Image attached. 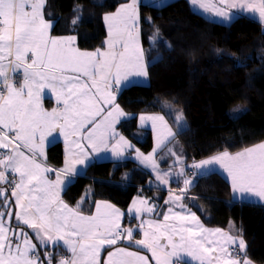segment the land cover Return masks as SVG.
I'll return each instance as SVG.
<instances>
[{"label": "snow or ice", "instance_id": "6c2138e0", "mask_svg": "<svg viewBox=\"0 0 264 264\" xmlns=\"http://www.w3.org/2000/svg\"><path fill=\"white\" fill-rule=\"evenodd\" d=\"M46 2L0 0V150H4L0 151V184L10 185L14 198L10 199L7 189L0 187L3 200L0 264H53V253L45 251L41 258L37 243L46 249L60 246L61 242L71 256H61L56 264H102L101 251L106 246H113V250L107 253L103 264H152L147 255L117 246L124 240L150 252L155 264H173V258L179 264L184 255L198 264H253L247 258L242 234L233 236L220 228H206L183 200L194 178L214 174L213 168L218 166L230 178L237 200L256 198L264 202V142L235 153L225 149L206 159H193L190 165H185V158L169 148L173 165L180 167L160 169L154 158L157 149L177 136L163 115L139 117L141 125L150 121L157 133L156 147L147 155L115 128L128 113L115 102L112 82L128 85L133 83L130 78L148 77V62L140 42V0L120 4L116 11L104 15L108 27L107 50L98 48L92 52L73 47L75 36L50 35L52 21L45 19ZM190 2L227 21H232L238 13H247L264 24V0ZM74 11L77 15L71 22L75 25L83 5H77ZM146 19L152 23L151 17ZM159 36L160 29L156 27L150 40L154 43ZM163 43L171 47L167 41ZM162 60L160 57L157 62ZM240 63L237 61L238 66ZM21 70L22 82L17 86L13 77ZM45 88L56 94L62 104L60 109L49 112L43 108L41 92ZM164 106L170 112L173 109L169 102H164ZM174 123L178 130H187L181 109L175 110ZM57 130L64 133L66 140L72 137V147L59 170L37 160L43 156L46 137ZM82 141L90 145V151ZM129 149L139 164L155 173L159 184L168 186L172 177L182 183L179 192L167 187L165 200L166 205H178L181 211L174 212L169 207L163 221L141 219L135 226L122 227L124 213L107 201L95 202L94 213L87 215L81 210L87 193L75 208L61 199L62 187L66 182L71 184L79 174L77 165L86 167V161L91 163V155L104 151H110L116 159H124ZM49 172H55V180L48 179ZM156 207L139 198L133 200L128 212L140 217L154 213ZM25 228L32 231L35 243ZM134 233L142 238L135 239ZM235 248L239 251L233 255Z\"/></svg>", "mask_w": 264, "mask_h": 264}, {"label": "trees", "instance_id": "16d2710c", "mask_svg": "<svg viewBox=\"0 0 264 264\" xmlns=\"http://www.w3.org/2000/svg\"><path fill=\"white\" fill-rule=\"evenodd\" d=\"M129 1L47 0L45 14L55 22L53 34L77 36L82 50H95L106 45L104 15ZM77 5H83V11L74 25L71 21L77 15ZM139 11L151 82L125 89L119 97L120 105L135 115L165 112L173 123L175 110L181 109L188 127L178 130L180 146L175 152L185 158V164L263 141V24L243 14H237L231 23L211 20L193 9L188 0L141 4ZM156 27L160 36L153 43L150 37ZM160 57L163 60L158 63ZM237 61L241 62L239 66ZM164 102L173 106L171 112ZM119 129L136 148L145 152L153 149L151 132L141 133L136 117L124 120ZM64 157L62 142L49 148L53 165L61 166ZM161 158L163 166L173 165L174 157L169 152H163ZM152 180L153 173L132 159L95 162L67 188L65 198L76 206L87 193L83 204L89 213L100 200L127 210L137 196L151 198L156 192L158 202L163 204L167 192L151 188ZM195 180L184 203L207 227L242 234L247 257L264 264V206L234 202L231 185L218 173Z\"/></svg>", "mask_w": 264, "mask_h": 264}, {"label": "crops", "instance_id": "0c3cea01", "mask_svg": "<svg viewBox=\"0 0 264 264\" xmlns=\"http://www.w3.org/2000/svg\"><path fill=\"white\" fill-rule=\"evenodd\" d=\"M163 1H165V0H147V1H145V0H140V5L141 4H146V3H160V2H163ZM212 1H214V2H216L215 0H212ZM130 2V1H129ZM128 2V3H129ZM189 2H190V0H189ZM218 2V1H217ZM46 5H47V2H46ZM193 7V6H192ZM45 9H46V6H45V8H44V12H45ZM193 9H196V10H200V9H197V8H193ZM200 12H202L201 10H200ZM202 14H204L203 12H202ZM238 14H243V15H246V16H250V17H252L253 19H255V20H257V21H259V19L257 18V17H255V16H252V15H250V14H247V13H238ZM205 15V14H204ZM206 16V15H205ZM206 17H208V16H206ZM209 19H211V20H215V21H218V22H223V21H219V20H217V19H214V18H211V17H208ZM45 19H47L46 18V14H45ZM260 22V21H259ZM54 26H55V22H53L52 21V28L50 29V35H52V36H57V35H55V34H53V29H54ZM263 26H264V24H263ZM139 27H140V22H139ZM68 36H74V35H68ZM76 37V41H75V43H74V45H73V47H76V48H79V44H78V38H77V36H75ZM107 39H108V37H107ZM106 39V40H107ZM140 42H141V45H142V47H143V49H144V58H145V61L147 62V56H146V51H145V48H144V45H143V41H142V31H141V29H140ZM80 49V48H79ZM102 51H104V50H107V48H106V45H105V47L104 48H100ZM82 51H84V50H82ZM148 77H149V73H148ZM147 77V78H148ZM147 78H142L143 80H146ZM13 80H14V82L17 84V86H19V84L22 82V70L20 71V72H18L17 74H15V76L13 77ZM113 83V82H112ZM41 104H42V106H43V108L45 109V110H47V111H49V112H51L52 111V109H54V108H57V109H60L61 107H62V104L61 103H59L58 101H57V98H56V94L54 93V92H52L51 91V89H47V88H45L42 92H41ZM124 120H126V119H124ZM123 120V121H124ZM121 122H118L117 124H116V126H115V128H116V131L118 132V133H120V134H122L124 137H126L122 132H121V130L119 129V124H120ZM127 138V137H126ZM72 139V137H69L68 138V140H66L65 139V136H64V133L63 132H60V131H54L53 133H52V135L51 136H47L46 137V139H45V141H44V145H43V147H44V152H43V156L42 157H40V156H38L37 157V160H38V162H40L41 164H43L44 166H46V167H49V168H52V169H56V170H59V169H61V168H63L64 167V162H65V158H66V156L68 155V151H69V149L72 147L71 146V144H70V140ZM129 141H131L129 138H127ZM39 142V141H38ZM58 142H62V144H63V148H64V154H65V157H64V161H63V164L61 165V166H56V165H53L51 162H50V160H49V148L53 145V144H55V143H58ZM82 143L84 144V146H85V148L86 149H88L89 151H90V145H88L87 144V142L86 141H82ZM112 143H114V140L113 141H110V144H109V148H111V144ZM131 143H133V141L131 142ZM134 144V143H133ZM0 151H4V150H0ZM134 154V152L131 150V149H129L127 152H125V156H129L130 155V157H131V155H133ZM103 158H106V159H103ZM127 159H131V158H127ZM127 159H125V160H127ZM90 160H91V163H89L88 161H86L85 163H86V167H82V166H80V165H77V169H78V172H79V174L78 175H76L75 176V178H74V181L71 183V184H73L74 182H76L77 181V179L80 177V176H83V175H85L86 174V172H87V170L89 169V167L93 164V163H95V162H103V161H101V160H116L112 155H111V152L110 151H104V152H101V153H99V154H93V155H91L90 156ZM132 160H134V161H136L137 163H139L137 160H135V159H132ZM120 161H123V160H120ZM114 162H119V161H114ZM143 166V165H142ZM144 167V166H143ZM146 169H148V168H146ZM149 170V169H148ZM151 171V170H150ZM47 175V177H48V179H50V180H55L56 179V176H55V172H49V173H47L46 174ZM62 178H63V176H62ZM9 179L11 180L12 179V176H11V174H9ZM196 179V178H195ZM194 181H196V180H194ZM71 184H67V182H66V184H65V186H63L62 187V190H61V192H60V196H61V199L65 202V203H67L70 207H73V208H75L76 206L75 205H72L71 203H69L68 201H67V199L65 198V192H66V190H67V188L71 185ZM195 184V183H194ZM193 184V185H194ZM176 185H178L177 183H172V189H173V187H175ZM0 187H4L5 189H7V195L9 196V198L10 199H12V200H14V198H11V186L10 185H8V184H0ZM151 188H155V187H151ZM157 189V191H165V192H167V189H165V188H163V187H158V188H156ZM174 191H177V189H173ZM178 192V191H177ZM157 194H155L153 197H151V198H147V197H145V196H137L134 200H138L139 198H144V199H147L148 200V202H149V204L150 205H156L157 207H156V209H155V211H154V213H152V214H148V213H145V214H143L142 216H140V217H135V215L133 214V213H129L128 212V209L127 210H123V209H121L120 207H118V206H116L115 204H113L112 202H109V201H107L108 203H110V204H112V205H115L116 206V208H118V209H120L121 210V212H123L124 213V215H123V217L121 218V225H122V227H129V226H135V225H137L139 222H140V220L141 219H143V220H149V219H151V220H160V221H163V215H164V213H166L167 212V209L169 208V207H173V211L174 212H179V211H181V209H180V207L178 206V205H171V204H165V200H167L168 199V192H167V195H166V198H165V200H164V203L162 204L161 202L159 203L158 202V192H156ZM188 194H189V191H188ZM233 198V197H232ZM234 199V198H233ZM235 201L234 202H236V201H238L236 198L234 199ZM100 201H106V200H100ZM84 202V201H83ZM133 202V201H132ZM248 202V201H247ZM183 203H184V200H183ZM238 203H243V202H238ZM245 203V202H244ZM3 204V200L2 199H0V205H2ZM185 204V203H184ZM131 205H132V203H131ZM131 205L129 206V207H131ZM17 209L15 208V206L13 207V213H15V211H16ZM81 210L82 211H84V213L85 214H87V215H90V214H92V213H94V211H95V208L93 209V211L92 212H87L85 209H84V204H82V206H81ZM192 210V209H191ZM193 212H195L194 210H192ZM196 213V212H195ZM197 214V213H196ZM197 216H199L198 214H197ZM200 220H201V222L204 224V226L206 227V228H210V227H207L206 225H205V223L202 221V219L200 218ZM172 221H169V223H171ZM16 220H15V218L13 217V221H12V224H13V226H15L16 225ZM210 229H215V228H210ZM220 229H222V228H220ZM224 232H227V233H229V234H231V235H233V236H237V235H234L231 231H227V230H225V229H222ZM25 231L26 232H28V234H29V236H31L32 237V240H33V242L35 243L36 242V238H35V236L32 234V231L30 230V229H28V228H25ZM134 238L135 239H140V238H142V236L139 234V233H134ZM247 245V244H246ZM117 246H120V247H128L131 251H139V252H141V254H143V255H147L148 257H149V260L152 262V264H155V262H154V258L151 256V253L150 252H148L147 250H144V249H142L140 246H138V245H132V244H130L128 241H126V240H124V241H121V242H119L118 243V245ZM37 248L40 250V252H41V258H43V256H44V252L45 251H49V252H52L53 253V264H56V260H58L61 256H63V257H66V258H68V257H70L71 256V253L67 250V248L66 247H64V246H62V242H61V245L60 246H49V247H47L46 249L45 248H42L40 245H39V243H37ZM113 250V246H106L104 249H102V251H101V256H100V259H101V262H102V264H103V262L104 261H106V259H107V253L109 252V251H112ZM247 250V249H246ZM239 251V249L238 248H235L234 249V251H233V255H235L236 254V252H238ZM248 258V257H247ZM249 259V258H248ZM173 264H177V260H176V258H173ZM179 264H198V261H196L195 259H193L192 257H188V256H186V255H184L183 256V259L179 262ZM253 264H256L255 262H253Z\"/></svg>", "mask_w": 264, "mask_h": 264}, {"label": "rangeland", "instance_id": "374dc122", "mask_svg": "<svg viewBox=\"0 0 264 264\" xmlns=\"http://www.w3.org/2000/svg\"><path fill=\"white\" fill-rule=\"evenodd\" d=\"M145 1H147V0H145ZM189 1V0H188ZM216 2L218 1V0H215ZM212 2H214V1H212ZM218 3V2H217ZM190 4H191V2H190ZM191 6H193V8H197V9H200L206 16H208V17H211V18H214V19H217V20H219V21H223V22H227V23H231L232 21H227V20H224L223 18H221V17H218V16H216L214 13H212V12H208V11H205L204 9H202V8H200L198 5H193V4H191ZM200 10H198V11H200ZM195 11V10H194ZM234 12L236 11V10H233ZM235 18V17H234ZM107 25V24H106ZM107 29H108V27H107ZM80 48V47H79ZM78 48V49H79ZM79 50H81L82 51V49L80 48ZM96 50V49H95ZM95 50H84V51H89V52H92V51H95ZM260 57H261V61L262 62H264V52H261L260 53ZM130 79H132L133 80V83H131V84H128V85H126L125 84V82H121V84L120 85H116L115 84V82H113V92H114V94H115V96H116V103H118L119 105H120V103H119V97L121 96V94L124 92V90L125 89H127V88H129V87H131L132 85H149L150 84V82H151V79H150V77H148L146 80H143L142 79V77H134V78H130ZM117 89H119L118 91H117ZM121 106V108L126 112V113H128V115L126 116V117H122L121 119H120V121L119 122H123V120L124 119H132V118H134V117H136L137 118V125H138V128H139V131L141 132V133H147V132H151V134H152V137H153V148L154 147H156V139H157V133L152 129V126H151V122L150 121H148V122H145V124H143V125H141V123H140V120H139V117L141 116V115H163L164 117H165V119L168 121V124L173 128V130L174 131H176L177 132V134H178V129H177V127H176V125H175V123H173L172 121H171V118L169 117V115L167 114V113H165V112H162V111H157V112H144V113H139V114H133V113H131V112H129V111H127V110H125L124 108H123V106L122 105H120ZM242 107L240 106V108H238V109H241ZM238 109H235L236 111L238 110ZM184 117H185V121H186V128L188 127V121H187V118H186V116L184 115ZM120 123V124H121ZM120 124H119V126H120ZM178 136V135H177ZM177 136H176V139L174 140V141H172L170 144H167L166 146H163V147H161L160 149H157V152H156V154H155V159H156V161H157V163L159 164V167H160V169H162V170H168L169 169V166H163L162 165V163H161V156H162V153L163 152H169L168 150H169V148H171L173 151H175L179 146H180V142L178 141V138H177ZM128 138V137H127ZM132 142V141H131ZM261 142H264V140L263 141H261ZM261 142H257V143H255V144H258V143H261ZM133 144V143H132ZM255 144H252V145H248V146H245V147H243V148H246V147H251V146H253V145H255ZM134 145V144H133ZM136 148V147H135ZM243 148H241V149H239V150H236V151H230V150H228L230 153H235V152H237V151H240V150H242ZM153 150V149H152ZM152 150L151 151H149V152H145V151H142V150H140L141 152H143L145 155H147L148 153H151L152 152ZM134 156H135V153L133 154V155H131V157H130V155L128 156H125V158L124 159H116V160H101V161H120V160H125V159H127V158H131V159H134ZM210 157V156H209ZM206 158H208V157H205V158H202V159H206ZM103 159H106V158H103ZM201 160V159H200ZM196 161H199V160H196ZM163 163H164V160L162 161ZM192 163V162H191ZM191 163H187V164H185V165H190ZM171 166H173V170H178L179 169V165H171ZM149 169V168H148ZM149 170H151V169H149ZM151 172H152V170H151ZM153 173V180H152V182H151V184H152V186L153 187H155V188H158V187H163V188H165V189H167V187H172V183H177V184H179V188H175V187H173V189H177V191L179 192V189L180 188H182L183 187V185H182V183L181 182H179L178 181V179L176 178V177H172L171 179H170V181H169V185L168 186H164V185H161V184H159L157 181H156V179H155V173L154 172H152ZM213 173H218V174H220L221 176H223L227 181H228V183L231 185V183H230V178L227 176V174L224 172V171H222L218 166H216V167H214L213 168ZM189 177H191V172L189 171ZM194 180H195V178H194ZM193 180V184L195 183V181ZM176 191V192H177ZM188 195V194H187ZM232 195H233V198L235 199L236 197L234 196V194H233V192H232ZM234 199H232L233 201H235ZM248 201V202H247ZM236 202H239V200L238 201H236ZM245 203H251V204H257V205H261V206H264V202H260L259 200H257L256 198H247L245 201H244ZM244 239V238H243ZM245 240V239H244ZM245 242H246V240H245ZM247 244V243H246ZM40 255H41V252H40ZM42 256V255H41Z\"/></svg>", "mask_w": 264, "mask_h": 264}, {"label": "bare ground", "instance_id": "6f19581e", "mask_svg": "<svg viewBox=\"0 0 264 264\" xmlns=\"http://www.w3.org/2000/svg\"><path fill=\"white\" fill-rule=\"evenodd\" d=\"M240 15V14H239ZM250 17V16H249ZM250 18H252V17H250Z\"/></svg>", "mask_w": 264, "mask_h": 264}, {"label": "water", "instance_id": "95a60500", "mask_svg": "<svg viewBox=\"0 0 264 264\" xmlns=\"http://www.w3.org/2000/svg\"><path fill=\"white\" fill-rule=\"evenodd\" d=\"M244 203V202H243Z\"/></svg>", "mask_w": 264, "mask_h": 264}]
</instances>
